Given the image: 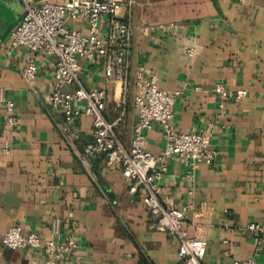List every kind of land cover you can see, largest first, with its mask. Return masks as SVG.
Listing matches in <instances>:
<instances>
[{
	"label": "crops",
	"instance_id": "obj_1",
	"mask_svg": "<svg viewBox=\"0 0 264 264\" xmlns=\"http://www.w3.org/2000/svg\"><path fill=\"white\" fill-rule=\"evenodd\" d=\"M128 13L123 7L118 16ZM24 14L21 0H0V264H47L42 248L3 244L15 225L43 241L76 240L77 249L53 264H182L178 238L150 227L156 216L143 203V189L131 191L121 163L104 156L90 168L82 162L93 138L85 102L74 104L72 127L80 140L65 138L64 110L51 101L56 59L11 44ZM131 17L128 84L107 77L104 62L83 60L85 86L106 90L105 115L120 118L117 133L127 146L138 119V69L154 71L160 87L179 92L173 126L182 132L210 128L215 158L200 163L193 177L182 157L170 158L162 202L180 209L189 234L206 241L204 264L250 258L264 264V237L248 230L251 223L264 224V0H135ZM109 19L101 21L103 30ZM69 26L88 31L82 19ZM30 61L39 68L33 86L23 74ZM240 90L246 94L239 96ZM8 100L15 103L13 126L5 124ZM145 133L147 150L160 153L162 124L153 122Z\"/></svg>",
	"mask_w": 264,
	"mask_h": 264
},
{
	"label": "built area",
	"instance_id": "obj_2",
	"mask_svg": "<svg viewBox=\"0 0 264 264\" xmlns=\"http://www.w3.org/2000/svg\"><path fill=\"white\" fill-rule=\"evenodd\" d=\"M25 14L11 33L12 46H25L33 52H43L56 59L54 86L51 101L55 107L64 110L65 120L62 132L69 142H78L80 134L72 127L76 102H85L84 111L92 119L93 138L84 145L82 162L91 167V160L104 156L110 164L120 162L123 175L133 182L131 191L143 189V203L156 216L150 227L169 232L179 240L178 255L182 264H204L207 253L206 241L191 236L185 229V216L180 209L166 207L161 198L162 181L169 169V159L183 158L189 177H193L198 165L211 162L215 151L210 148V128L202 132H182L173 126L174 105L179 92H171L159 86L158 74L140 68L137 71V85L141 91L135 96L138 119L130 146L125 145L117 133L120 118L110 121L105 115L107 93L102 88L88 89L82 80L83 60L92 63L104 62L105 74L124 87L129 82L132 48L131 11L135 0H65L62 3L43 0H21ZM125 7L129 12L119 17L118 12ZM110 16L106 30L101 21ZM82 19L88 31L69 26V20ZM173 23L170 24V27ZM193 55L194 46L186 49ZM39 68L34 61L23 67L26 81L33 86ZM65 86H75L66 91ZM216 91L226 95L222 85ZM245 90L239 91L244 96ZM8 115L5 124L16 123L15 103H6ZM160 122L164 129L165 147L160 153L147 150L145 130L153 122ZM59 222L54 224V234L58 233ZM248 230L262 234L264 224L251 223ZM3 244L10 249L42 248L46 263L53 264L64 255L73 253L78 243L73 237L65 241L51 238L43 241L36 232H25L20 225L10 227L3 235ZM222 264V263H217ZM230 264H256L252 258L235 260Z\"/></svg>",
	"mask_w": 264,
	"mask_h": 264
}]
</instances>
